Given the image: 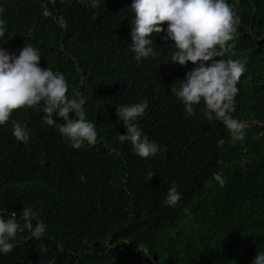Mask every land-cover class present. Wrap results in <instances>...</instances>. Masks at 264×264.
Here are the masks:
<instances>
[{
  "label": "trees",
  "instance_id": "obj_1",
  "mask_svg": "<svg viewBox=\"0 0 264 264\" xmlns=\"http://www.w3.org/2000/svg\"><path fill=\"white\" fill-rule=\"evenodd\" d=\"M227 2L240 24L223 59L239 58L247 69L230 113L244 125L236 143L204 106L190 116L171 92L194 65L170 62L167 27L150 37L156 55L135 59L133 0H100L97 8L85 0H0L5 50L38 49L40 67L65 75L67 95L85 101L98 133L95 144L74 149L42 123V103L0 125V208L19 219L31 207L46 224L39 240L18 233L0 264H252L264 253V0ZM144 100L135 123L160 148L148 158L119 141L126 129L116 114ZM12 121L25 125L27 143L13 136ZM173 183L182 199L170 207Z\"/></svg>",
  "mask_w": 264,
  "mask_h": 264
},
{
  "label": "clouds",
  "instance_id": "obj_2",
  "mask_svg": "<svg viewBox=\"0 0 264 264\" xmlns=\"http://www.w3.org/2000/svg\"><path fill=\"white\" fill-rule=\"evenodd\" d=\"M85 2L92 8L100 7V0ZM235 7L227 0H133L130 7L134 13L130 36L135 59L139 62L155 56L154 41L150 37L165 32L161 26L167 27L164 39L171 40L175 48L170 62L180 66H186L188 62L194 65L185 78L179 80L178 87L175 83L171 86V92L190 116L195 113L196 106H204L206 118L222 122L232 143L245 139L244 125L230 113L235 111L238 82L247 73L246 63L239 58L223 59L222 46L232 39L240 24ZM4 38L3 21H0V125L9 122L16 110L36 108L42 103V123L56 128L74 149H80L85 143L95 144L98 138L96 124L86 118L85 101L79 94L74 92L71 98L67 95L65 75L48 67L41 68V56L32 45L25 44L18 50V55L5 50ZM148 106L144 100L116 107L119 121L126 129V134L118 133V139L121 143L130 141L134 153L141 158L155 156L160 150L135 123ZM70 113L75 114L74 119L69 118ZM54 116L64 122L56 123ZM12 134L17 141L28 142L25 125L17 121H12ZM224 143L223 139L218 141V145ZM153 175L148 174L149 180ZM85 179L80 177L81 182ZM181 199L173 183L164 203L175 207ZM25 230L39 240L45 237L46 224L31 207L23 208L19 219L16 212L8 214L7 209L0 208V253H11L16 246L17 234H23ZM252 264H264V253H257Z\"/></svg>",
  "mask_w": 264,
  "mask_h": 264
},
{
  "label": "bare ground",
  "instance_id": "obj_3",
  "mask_svg": "<svg viewBox=\"0 0 264 264\" xmlns=\"http://www.w3.org/2000/svg\"><path fill=\"white\" fill-rule=\"evenodd\" d=\"M4 39L2 40V43H3ZM1 43V42H0ZM4 44V43H3Z\"/></svg>",
  "mask_w": 264,
  "mask_h": 264
}]
</instances>
